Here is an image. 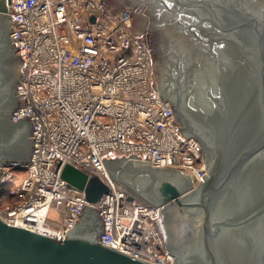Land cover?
Here are the masks:
<instances>
[{
  "label": "water",
  "instance_id": "obj_1",
  "mask_svg": "<svg viewBox=\"0 0 264 264\" xmlns=\"http://www.w3.org/2000/svg\"><path fill=\"white\" fill-rule=\"evenodd\" d=\"M101 1L123 15L112 32L130 33L119 56L145 36L155 93L181 135L199 141L208 171L198 187L185 171L136 159H107L108 172L162 206L173 264H264V0ZM10 2L0 0V184L4 167L33 161L37 142L33 118L13 119L27 67L10 37ZM61 175L89 203L74 229L58 240L0 216V264H151L109 245L107 205H93L110 191L105 181L71 165Z\"/></svg>",
  "mask_w": 264,
  "mask_h": 264
},
{
  "label": "built area",
  "instance_id": "obj_2",
  "mask_svg": "<svg viewBox=\"0 0 264 264\" xmlns=\"http://www.w3.org/2000/svg\"><path fill=\"white\" fill-rule=\"evenodd\" d=\"M8 6L14 16L10 37L27 67L13 119L33 118L37 142L0 216L10 225L65 239L89 205L85 192L62 178L63 166H75L109 186L93 204L107 205L109 245L151 264H173L162 206L132 195L105 164L128 158L185 171L196 187L208 172L197 153L199 141L181 135V124L155 93L145 36L132 40V55L119 56L130 33L126 26L112 32L123 15L101 0H11Z\"/></svg>",
  "mask_w": 264,
  "mask_h": 264
},
{
  "label": "rangeland",
  "instance_id": "obj_3",
  "mask_svg": "<svg viewBox=\"0 0 264 264\" xmlns=\"http://www.w3.org/2000/svg\"><path fill=\"white\" fill-rule=\"evenodd\" d=\"M24 165L25 164H20V166H19V165H15L14 164V165H11L10 168H5L3 170L4 171L3 172V179H5V182H3L2 180H1V182L4 183V185H6V187H8V189H10L12 185L20 182L21 177H23L25 175L26 168L24 167ZM137 168L139 170H142L143 169V166L142 165H139V166H137ZM4 173L5 174H10L11 178H7L6 176H4ZM125 179H126V181H130L129 178H125ZM147 181H148L147 176L141 175V177L136 180V183H138L139 186H141L142 188L145 189V186H146V182ZM117 183L119 185L121 184L123 186H126L127 188H128V186L129 187L130 186H133L132 183H126L125 182L126 183L125 184L122 181H118ZM131 190L140 199H142V200L143 199H146V197L142 195L144 193V191H142L143 189H141L142 192H140V193L139 192H136L134 189H131ZM12 200L13 199L10 200V198H3V199H1V202H0V210L4 209L5 208L4 206L7 205L8 203H10ZM51 217L52 218L55 217V213L54 212L51 213Z\"/></svg>",
  "mask_w": 264,
  "mask_h": 264
},
{
  "label": "trees",
  "instance_id": "obj_4",
  "mask_svg": "<svg viewBox=\"0 0 264 264\" xmlns=\"http://www.w3.org/2000/svg\"><path fill=\"white\" fill-rule=\"evenodd\" d=\"M1 196L4 198H9V192H8V187L4 184H0V202H1Z\"/></svg>",
  "mask_w": 264,
  "mask_h": 264
},
{
  "label": "bare ground",
  "instance_id": "obj_5",
  "mask_svg": "<svg viewBox=\"0 0 264 264\" xmlns=\"http://www.w3.org/2000/svg\"><path fill=\"white\" fill-rule=\"evenodd\" d=\"M45 212H46V209L40 210V212L38 211V215L39 214L43 215ZM38 231L42 232V233H48L50 235H53L51 231L47 232L48 230L46 231V230H43L42 228H38Z\"/></svg>",
  "mask_w": 264,
  "mask_h": 264
}]
</instances>
